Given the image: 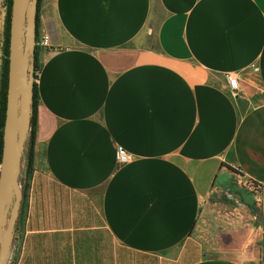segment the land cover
<instances>
[{
	"label": "crops",
	"instance_id": "obj_1",
	"mask_svg": "<svg viewBox=\"0 0 264 264\" xmlns=\"http://www.w3.org/2000/svg\"><path fill=\"white\" fill-rule=\"evenodd\" d=\"M37 13L49 46L12 264H264V0Z\"/></svg>",
	"mask_w": 264,
	"mask_h": 264
},
{
	"label": "water",
	"instance_id": "obj_2",
	"mask_svg": "<svg viewBox=\"0 0 264 264\" xmlns=\"http://www.w3.org/2000/svg\"><path fill=\"white\" fill-rule=\"evenodd\" d=\"M36 18L37 0H11L0 153V264H9L23 200L24 154L33 114Z\"/></svg>",
	"mask_w": 264,
	"mask_h": 264
},
{
	"label": "trees",
	"instance_id": "obj_3",
	"mask_svg": "<svg viewBox=\"0 0 264 264\" xmlns=\"http://www.w3.org/2000/svg\"><path fill=\"white\" fill-rule=\"evenodd\" d=\"M8 6V14L6 18L5 28H4V46H3V61L1 65V80H0V108H1V119H0V153H1V136H2V127H3V120H4V109H5V100H6V85H7V55H8V32H9V11L11 6V0H7ZM39 7V0H37V12ZM37 26H38V13H37ZM37 51L38 49L35 48V55H34V70L37 71L39 68V62L37 58ZM35 107H36V87L34 83L33 87V114L31 118V129L30 135L27 140L26 144V151L24 154V168H23V176L26 182L28 183L32 170H33V142H34V135H35ZM25 192H23V200L21 206V212L24 206L25 200Z\"/></svg>",
	"mask_w": 264,
	"mask_h": 264
},
{
	"label": "built area",
	"instance_id": "obj_4",
	"mask_svg": "<svg viewBox=\"0 0 264 264\" xmlns=\"http://www.w3.org/2000/svg\"><path fill=\"white\" fill-rule=\"evenodd\" d=\"M48 46H49V35L47 31L44 28L37 26L36 34H35V47L37 49H40V48H47ZM36 72L37 71H35V74ZM226 80L231 90V93L237 95L240 89L239 79L237 78V76L233 73H227ZM115 157L117 163L119 164L126 163L130 159L129 153L120 145L116 147ZM248 186H254V184L248 183Z\"/></svg>",
	"mask_w": 264,
	"mask_h": 264
},
{
	"label": "rangeland",
	"instance_id": "obj_5",
	"mask_svg": "<svg viewBox=\"0 0 264 264\" xmlns=\"http://www.w3.org/2000/svg\"><path fill=\"white\" fill-rule=\"evenodd\" d=\"M7 14H8L7 0H0V62L1 63L3 61L4 28H5ZM9 17H10V11H9ZM21 185H22L23 192H25L26 194L28 184L26 180L24 179V176L21 180ZM25 200H26V196H25ZM25 200H24L23 210L22 212L20 211V214H19V218H18V222L16 226V235H15L16 238H15L14 248H13V252H12L9 264H12L14 254L18 250V245H19L20 237L22 233V219L25 213V204H26Z\"/></svg>",
	"mask_w": 264,
	"mask_h": 264
}]
</instances>
